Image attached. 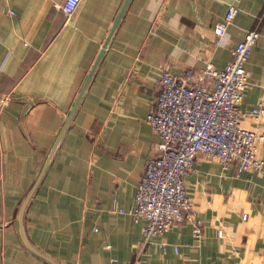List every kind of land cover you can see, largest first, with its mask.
<instances>
[{
    "label": "crops",
    "instance_id": "crops-1",
    "mask_svg": "<svg viewBox=\"0 0 264 264\" xmlns=\"http://www.w3.org/2000/svg\"><path fill=\"white\" fill-rule=\"evenodd\" d=\"M0 0V264H50L23 241L19 206L34 183L125 0ZM234 2L227 41L213 24ZM13 11V15L7 13ZM243 110L264 103V0H128L23 213L29 245L57 264H264V180L199 154L185 178L202 235L178 224L143 242L144 220L117 212L159 137L145 121L163 71L221 69L245 32ZM241 125L264 136V112ZM258 154L264 159V141ZM245 215L244 218L242 216ZM221 231V236L218 235ZM173 247L178 249L175 253Z\"/></svg>",
    "mask_w": 264,
    "mask_h": 264
},
{
    "label": "built area",
    "instance_id": "built-area-1",
    "mask_svg": "<svg viewBox=\"0 0 264 264\" xmlns=\"http://www.w3.org/2000/svg\"><path fill=\"white\" fill-rule=\"evenodd\" d=\"M80 2L63 0L58 7L69 18ZM237 11L236 4L230 2L223 18L213 24V47L226 44L227 30ZM7 13L14 14L11 10ZM258 37L257 30L246 31L232 47L231 60L221 69L204 61L197 71L185 68L180 73H161L157 97L145 117L159 137L155 154L146 161L136 183L133 204L117 210L134 222L145 221L144 243L173 225L187 223L192 225L194 239L201 237L203 223L185 188V178L197 155L215 158L222 170L233 166L237 175L252 171L264 180V159L258 154L264 136L241 125L243 118L261 115L264 103L246 110L240 107L250 85L246 62ZM6 100L0 96V107ZM173 250L178 252L176 247Z\"/></svg>",
    "mask_w": 264,
    "mask_h": 264
},
{
    "label": "water",
    "instance_id": "water-1",
    "mask_svg": "<svg viewBox=\"0 0 264 264\" xmlns=\"http://www.w3.org/2000/svg\"><path fill=\"white\" fill-rule=\"evenodd\" d=\"M127 1L128 0H125L123 2L122 7L119 10V13H118V15H117V17L115 19V22L113 23L112 27L110 28V30H109V32H108V34H107V36H106V38H105V40H104V42L102 44V47H101V49H100V51H99V53H98L93 65H92V67H91V69H90L85 81H84V84H83L80 92L78 93L77 97L75 98L73 106L71 107L70 111L68 112V114L66 116V119H65V121H64V123H63V125H62V127H61V129H60V131H59V133H58V135H57V137H56V139H55V141H54L49 153H48V155H47V157L45 158V161H44V163H43V165H42V167H41V169H40V171H39L34 183L32 184V186L29 189V191L26 193L25 197L23 198V200H22V202H21V204L19 206L17 219H18L19 230H20L21 237H22L23 241L25 242L27 247H29L34 253H36L37 255H39L40 257L45 259L46 261H48L50 264H57V263L54 260H52L51 258H49L48 256H45L44 254H41L40 252H38L35 249H33L29 245V243L27 242V240H26V238H25V236L23 234V225H22L23 213H24V210H25V207L27 205L28 200L30 199L32 193L34 192V190H35V188H36V186H37V184H38V182H39V180H40V178H41V176H42V174H43V172L45 170V168L47 167V165H48V163H49V161L51 159V156H52V154H53V152H54V150H55V148H56V146H57V144H58V142H59V140H60V138H61V136L63 134V131L65 130V128H66V126H67V124H68V122H69V120H70V118H71V116H72V114H73V112H74V110H75V108H76V106H77V104H78V102H79L84 90H85V87H86V85H87V83H88V81H89V79L91 77V74L93 73V70H94L97 62H98L99 58L101 57V55H102V53H103V51H104L109 39H110V37H111V35L113 33V30H114V28H115V26L117 24V21L120 18L121 14H122V12H123L126 4H127Z\"/></svg>",
    "mask_w": 264,
    "mask_h": 264
}]
</instances>
